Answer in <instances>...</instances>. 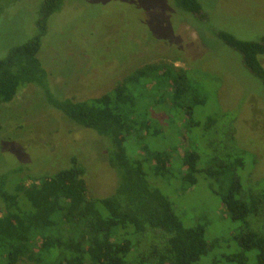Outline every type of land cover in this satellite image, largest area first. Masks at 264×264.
<instances>
[{
  "label": "trees",
  "instance_id": "16d2710c",
  "mask_svg": "<svg viewBox=\"0 0 264 264\" xmlns=\"http://www.w3.org/2000/svg\"><path fill=\"white\" fill-rule=\"evenodd\" d=\"M167 1L172 9L174 4L206 19L200 0ZM63 2L41 0L36 32L0 58V104L10 102L28 84L41 87L53 108L105 140L108 163L119 182L108 196L88 195L84 168L73 156L69 167L51 174L14 179H10L11 172L0 175V264H202L200 259L208 249L205 225L183 223L158 186L159 177L168 174L172 150L135 145L137 137L144 138L142 133H161L154 127L158 120L148 117L160 103L167 109L183 108V134L187 136H182L184 168L178 180L188 188L204 179L229 217L240 221L235 238L241 251L229 259L244 263L245 252L256 250L255 264H264V172L246 187L242 183L240 172L255 161L250 158L245 167L252 153L234 143L226 122L228 111L217 93L210 101L214 99L219 111L203 122L196 120L194 107L203 106L208 98L189 78L190 68L147 62L98 96L79 100L54 96L39 55L48 20ZM215 35L241 55L242 64L264 88L260 60L264 36L245 40L225 30ZM203 72L211 76L210 82L214 80L215 73ZM186 108L190 109L187 114ZM194 127L202 129L208 152L196 148L198 133L190 134ZM138 147L143 155L138 154ZM150 173L156 177L151 181ZM26 179L31 182L26 184Z\"/></svg>",
  "mask_w": 264,
  "mask_h": 264
},
{
  "label": "rangeland",
  "instance_id": "374dc122",
  "mask_svg": "<svg viewBox=\"0 0 264 264\" xmlns=\"http://www.w3.org/2000/svg\"><path fill=\"white\" fill-rule=\"evenodd\" d=\"M40 3L0 0V58L36 32ZM168 3L64 0L61 10L48 20L39 55L48 73L50 91L58 98L87 99L111 89L147 62L190 68L189 78L208 98L203 106L194 107L198 110L196 120L203 122L207 115L219 111L214 99L210 101L217 93L222 108L228 111L226 122L234 143L252 153L246 157L245 167L252 157L253 166L240 172L246 187L264 172V88L242 64L241 55L219 40L215 32L225 30L241 39L259 40L264 36V0H200L205 20L173 3L172 9ZM260 60L264 66V55ZM203 70L216 74L214 80L210 82L211 76ZM46 96L41 87L28 84L10 102L0 104V175L11 172L14 175L10 179H14L51 174L69 167L73 156L84 168L88 195L112 194L119 176L108 163L105 140L96 131L70 121L48 103ZM167 108L162 103L151 108L148 117L158 120L159 125L154 127L161 133H142L144 138L137 137L135 145L172 150L168 174L159 177L158 186L183 223L205 225L208 249L200 263L255 264L256 250L245 252L244 263L229 259L241 251L235 238L240 221L229 217L207 182L199 178L195 185L185 188L178 180L184 168L182 136H187L181 119L184 113L181 107ZM185 111L187 114L190 109ZM202 132L194 127L190 134L198 133L196 148L208 152ZM138 154L143 155L139 147ZM154 178L150 173V181Z\"/></svg>",
  "mask_w": 264,
  "mask_h": 264
}]
</instances>
